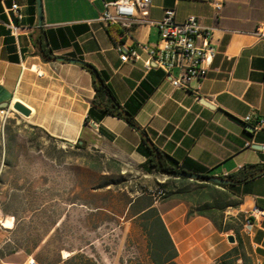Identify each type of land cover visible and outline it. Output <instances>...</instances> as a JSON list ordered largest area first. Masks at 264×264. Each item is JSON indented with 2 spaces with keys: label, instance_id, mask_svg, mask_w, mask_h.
Wrapping results in <instances>:
<instances>
[{
  "label": "crops",
  "instance_id": "0c3cea01",
  "mask_svg": "<svg viewBox=\"0 0 264 264\" xmlns=\"http://www.w3.org/2000/svg\"><path fill=\"white\" fill-rule=\"evenodd\" d=\"M35 1L36 9L30 11L29 0H0V104L7 103L0 111L2 120L16 119L15 126L21 125L28 136L33 126L57 143L85 145L104 163L121 164L123 172L138 174L137 166L145 161L140 134L123 120L105 117L85 123L94 96L90 75L78 64L43 60L31 32L44 35L54 56L94 66L120 104L132 96L143 100L136 123L160 151L187 169L198 166L226 179L264 165V40L252 36L264 23V0H151L136 11L148 23L135 27L129 37L100 21L103 3L116 0H40V10ZM213 1L221 3L219 11ZM13 4L21 18L9 11ZM168 9L177 23L193 16L213 29L210 44L217 53L205 61L206 77L188 90L173 88L161 70L145 68L147 50L159 41L150 23L161 20ZM117 45L136 49L138 59L122 62ZM247 115L254 121L246 125L242 119ZM256 120L263 121L260 127ZM143 177L159 183L167 179ZM214 190L235 204L224 212V222L240 212L248 214L237 236L253 264H264V216L250 214L253 207L264 212V174ZM161 206L178 264H211L235 247L232 231L219 233L201 216L186 221V202L169 200ZM229 235L235 243L228 242ZM207 247L208 261L200 262Z\"/></svg>",
  "mask_w": 264,
  "mask_h": 264
},
{
  "label": "trees",
  "instance_id": "16d2710c",
  "mask_svg": "<svg viewBox=\"0 0 264 264\" xmlns=\"http://www.w3.org/2000/svg\"><path fill=\"white\" fill-rule=\"evenodd\" d=\"M29 1L30 11H34L36 1ZM30 35L38 56L45 61L57 60L58 57L52 54L44 35L34 37L31 32ZM79 66L90 75L94 92L85 123L105 117L123 120L141 137L139 151L145 157V161L137 166L139 175L167 177L163 183L155 180L147 190L129 197L128 193H133V189L130 188L126 191L124 188H127L128 178L132 175L127 171L123 173L121 164L104 163L98 154L87 156L91 160L90 163H85L82 159V166L100 174L103 180L100 185L85 190L86 197L93 199L94 192L106 188H109L108 195L114 191L120 194L130 218L134 220L144 236L146 247L144 264H178V251L162 219L161 205L169 200L183 201L188 204L186 221L195 216L205 217L212 222L219 233L232 231L234 234L235 247L215 259L211 264H253L237 236V232L245 224L244 216L240 215L234 222L233 220L224 222V212L235 204L230 201L225 202L226 196L220 195L214 190V187L228 188L234 184L257 178L264 174V165L250 166L248 167L249 172L242 171L239 174L228 176L226 180L230 183L226 185L178 177L177 175L183 172H196L208 178L212 176L198 166L194 170L187 169L152 143L146 132L135 121L136 112L143 100L136 101V96H132L128 102L120 104L108 85L107 78L102 73L89 63L82 62ZM2 110L0 109V111ZM15 123L16 119L14 118L2 120L0 117V127H2L0 134V236L3 237L0 239V264H6L8 258L20 254L25 257H33L34 264H98L82 250L89 244L77 250H70L71 254L65 260L61 257L62 249L55 252L54 259L48 263H46V259L41 258V253L47 250L51 243V239H47L48 230L57 231L58 227L56 226L65 213L70 209L86 208L87 215L92 217L100 212L101 208L93 206V203L89 201L81 200L79 196L82 190L79 186L67 191L68 199H63L62 194L49 198L47 197L49 191L44 190L43 187L31 185L32 182L26 178H20L14 168L21 164V160H26L30 156L17 154L16 150L23 148L20 147L23 141L19 140L17 136L21 125L15 126ZM30 128L32 133L23 144L28 143L29 147H33L35 152H38V157L44 161L55 162L54 158L47 153L41 156L42 152L37 149H40L39 140L42 136L51 145L57 144V141L36 127L30 126ZM74 147L78 152L87 151L85 145L76 143ZM79 168L77 166L76 170L79 171ZM156 187H160L164 191V195L157 201L148 193ZM59 205L63 207V212L53 215L52 209ZM49 214L51 217L48 216ZM47 222L50 225L44 234L41 236L34 234L38 229V224Z\"/></svg>",
  "mask_w": 264,
  "mask_h": 264
},
{
  "label": "rangeland",
  "instance_id": "374dc122",
  "mask_svg": "<svg viewBox=\"0 0 264 264\" xmlns=\"http://www.w3.org/2000/svg\"><path fill=\"white\" fill-rule=\"evenodd\" d=\"M1 132L2 127H0V134ZM17 134L19 140L23 142L27 140L28 133L22 127L17 131ZM39 141L40 149L37 150L42 152L40 155L47 153L54 158L55 162L39 158L38 152H35L33 147L22 142L20 147L23 148L17 149V154H25L30 158L21 160V164L14 168L17 175L31 181V185L43 187L44 190L49 191L47 195L49 198L62 194L63 199H68L67 191L79 186L82 190L79 198L101 208L100 212L92 217L87 215L86 208L70 209L65 213L56 226L58 230H48L47 239H51V243L47 250L41 253V258L46 259V263H48L54 259L55 252L62 249L61 257L65 260L71 254L70 250H77L89 244L82 250L98 264H144L146 253L144 236L134 220L130 218L120 194L114 191L108 195L109 188H106L94 192L93 199L85 195V190L103 182L100 174L88 170L81 164L82 159L85 163H90L91 160L87 156L93 152H78L75 147H68L60 143L51 145L48 141L41 139ZM77 166L80 167L79 171L76 170ZM127 172L132 175L128 178L127 188H124L126 191L130 188L133 189V193H128L129 197L147 190L155 182V180L140 176L139 173ZM20 183L22 184V182ZM52 212L53 215H59L63 212V207L56 206ZM240 215L244 216L245 221L248 219L247 213L240 212L235 215L233 222L237 221L236 219ZM48 216L51 217V214ZM61 222L62 224H60ZM49 225V222L38 224V229L34 234L41 236L47 231ZM1 238L3 237L0 236ZM198 259L200 262L208 261V247L206 254L199 256ZM29 260L34 259L21 254L14 255L7 259L6 264H29Z\"/></svg>",
  "mask_w": 264,
  "mask_h": 264
},
{
  "label": "built area",
  "instance_id": "2783aa9c",
  "mask_svg": "<svg viewBox=\"0 0 264 264\" xmlns=\"http://www.w3.org/2000/svg\"><path fill=\"white\" fill-rule=\"evenodd\" d=\"M151 0H116L103 3V12L100 21L108 26H116L122 33V37H129L132 30L143 24L145 20L136 17L138 8H144ZM212 6L216 11L221 9L219 1H213ZM9 11L21 18L18 6L13 4ZM158 31L159 41L153 48L147 50L145 68L147 70H161L170 81L173 88L188 90L192 82H198L206 77L207 66L205 61L213 58L217 49L210 44L213 29L201 26L199 19L189 17L182 23L174 20V11L166 10L161 20L151 22ZM252 36L258 40H264V23H260ZM200 39V42L197 40ZM116 50L120 53L122 62L135 61L138 59L136 49L126 50L122 45H117ZM254 121L253 115H247L242 119L244 124ZM263 121L256 120V127H260ZM246 146H250L247 143ZM148 193L157 201L164 191L160 187ZM251 216L261 217L264 212L253 207L250 209ZM34 264L33 260L28 261Z\"/></svg>",
  "mask_w": 264,
  "mask_h": 264
},
{
  "label": "water",
  "instance_id": "95a60500",
  "mask_svg": "<svg viewBox=\"0 0 264 264\" xmlns=\"http://www.w3.org/2000/svg\"><path fill=\"white\" fill-rule=\"evenodd\" d=\"M37 8L38 10H40V0H37ZM58 62H66V63H70V64H82V61L79 60H75V59H64V58H57ZM204 100V99H203ZM207 102V101H205ZM7 107V103H2L0 104V109L6 108ZM81 144V142H79ZM180 178H187L189 180H204L213 184H217V185H226L228 183H230L228 180L226 179H221V178H216V177H204L203 175H198V174H193V173H180L177 175ZM227 240L229 243L233 244L235 243V239L232 235H229L227 237Z\"/></svg>",
  "mask_w": 264,
  "mask_h": 264
},
{
  "label": "bare ground",
  "instance_id": "6f19581e",
  "mask_svg": "<svg viewBox=\"0 0 264 264\" xmlns=\"http://www.w3.org/2000/svg\"><path fill=\"white\" fill-rule=\"evenodd\" d=\"M158 189V187H156L154 190H157ZM154 190H151V191H154Z\"/></svg>",
  "mask_w": 264,
  "mask_h": 264
}]
</instances>
